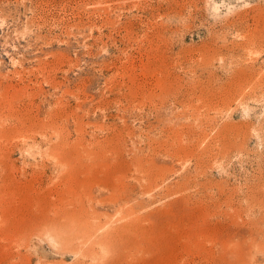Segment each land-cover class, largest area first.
Here are the masks:
<instances>
[{
    "label": "rangeland",
    "instance_id": "rangeland-1",
    "mask_svg": "<svg viewBox=\"0 0 264 264\" xmlns=\"http://www.w3.org/2000/svg\"><path fill=\"white\" fill-rule=\"evenodd\" d=\"M0 264H264V0H0Z\"/></svg>",
    "mask_w": 264,
    "mask_h": 264
}]
</instances>
